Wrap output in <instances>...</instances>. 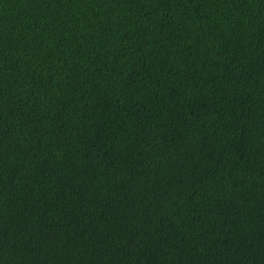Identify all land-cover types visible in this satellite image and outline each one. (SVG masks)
<instances>
[{
  "label": "trees",
  "instance_id": "16d2710c",
  "mask_svg": "<svg viewBox=\"0 0 264 264\" xmlns=\"http://www.w3.org/2000/svg\"><path fill=\"white\" fill-rule=\"evenodd\" d=\"M0 264H264V0H0Z\"/></svg>",
  "mask_w": 264,
  "mask_h": 264
}]
</instances>
